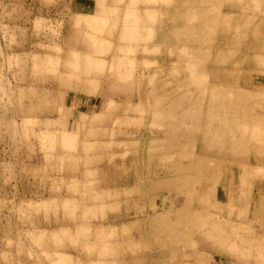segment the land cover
I'll use <instances>...</instances> for the list:
<instances>
[{"label":"rangeland","instance_id":"obj_1","mask_svg":"<svg viewBox=\"0 0 264 264\" xmlns=\"http://www.w3.org/2000/svg\"><path fill=\"white\" fill-rule=\"evenodd\" d=\"M93 4L0 0V264H264V0Z\"/></svg>","mask_w":264,"mask_h":264},{"label":"crops","instance_id":"obj_2","mask_svg":"<svg viewBox=\"0 0 264 264\" xmlns=\"http://www.w3.org/2000/svg\"><path fill=\"white\" fill-rule=\"evenodd\" d=\"M72 2L74 3V5H76L78 10L84 13L90 12L95 9V4H93V0H72ZM66 106L67 105H65V107ZM69 111H70V107L68 108V113ZM80 113L81 112H79L78 116L80 115Z\"/></svg>","mask_w":264,"mask_h":264},{"label":"bare ground","instance_id":"obj_3","mask_svg":"<svg viewBox=\"0 0 264 264\" xmlns=\"http://www.w3.org/2000/svg\"><path fill=\"white\" fill-rule=\"evenodd\" d=\"M65 107V106H64Z\"/></svg>","mask_w":264,"mask_h":264}]
</instances>
